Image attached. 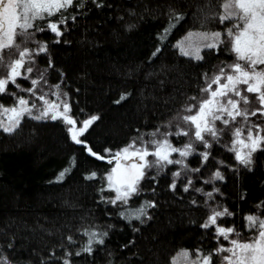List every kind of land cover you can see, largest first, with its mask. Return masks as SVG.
Returning <instances> with one entry per match:
<instances>
[{
  "label": "trees",
  "instance_id": "trees-1",
  "mask_svg": "<svg viewBox=\"0 0 264 264\" xmlns=\"http://www.w3.org/2000/svg\"><path fill=\"white\" fill-rule=\"evenodd\" d=\"M193 4V14L198 19L207 7H216L215 0H92L80 10L75 8L64 24L66 38L49 45L52 68L42 65L46 56L34 58V70L39 77L44 74L40 90L47 93V83L50 88L57 82L63 87L66 83L71 88L80 86L82 105L101 115L89 131L93 137L96 128L103 126L105 140L117 142L133 135L132 141L139 145L141 136L147 141L151 138L149 133L157 129L175 132L177 117L192 103L190 98L200 97L205 74L215 75L223 59L221 52L218 55L213 50L200 62L178 53L173 42L189 18L152 55L166 14L174 12L175 17V12L180 11L177 6ZM198 7L201 11H197ZM49 36L50 31H34L31 39L17 40L25 47L48 40ZM230 53L231 63L235 56ZM45 62L49 64L48 60ZM81 62H85L82 67ZM60 65L66 77L73 73L76 79L62 78L57 69ZM123 94L126 99L120 101ZM251 106L256 105L253 102ZM61 124L64 123L60 120L46 124L29 121L15 135L0 131V215H4L1 221H6L2 225L8 226L7 242L13 246L8 248V264H173L183 251L195 257L197 250L207 253L218 244L224 245L213 229L201 227L212 209L233 213L219 218L218 223L235 228L241 238L250 235L245 219L248 215L264 218V151L258 150L253 166L245 167L229 151L232 136L228 130L219 142L208 137L209 149L195 142L192 155L182 158L173 154V159L184 160L186 168L172 164L159 173L155 168L146 169L138 194L131 196L127 204H112L109 201L115 192H101L107 186H101L98 177L56 182L57 177L49 175L54 166L52 159L42 160L39 155V162L37 155L20 145L22 140L18 137L31 132L33 126L47 132L53 128L62 130ZM169 140L182 148L189 137L171 136ZM204 151L210 153L207 161L199 155ZM7 167H11V172ZM197 168L199 171H190ZM177 171L181 174L174 178L172 173ZM217 171L223 179L214 177ZM173 182L175 189L170 187ZM185 187L188 191H184ZM206 193H212V197ZM145 202L155 205L146 209V216L136 219L128 215ZM90 232L107 235L99 237L102 244L93 242L87 252L86 233ZM217 259L213 256L214 262Z\"/></svg>",
  "mask_w": 264,
  "mask_h": 264
},
{
  "label": "snow or ice",
  "instance_id": "snow-or-ice-1",
  "mask_svg": "<svg viewBox=\"0 0 264 264\" xmlns=\"http://www.w3.org/2000/svg\"><path fill=\"white\" fill-rule=\"evenodd\" d=\"M74 2L75 0H0V95L8 94L14 98L11 107L0 104V131L12 134L26 116L36 120H60L69 126L67 131L71 140L83 145L91 156L106 160L108 164H112L115 160V167L106 177L107 189L101 188V192L105 190L115 192V198L109 201L112 204H116L117 201L127 204L131 196L138 194V185L145 175V169L155 168L159 173L172 164L186 168L184 160L173 159V154H178L182 158L192 155L195 142L209 149L211 143L206 136L219 142L225 129L233 137L229 151L234 152L235 159L245 167L251 164L254 152L264 151V124L253 122L251 119L257 116L264 118V0H218L223 12L217 14V19L221 24H231V26H226L223 32L198 34V39L185 48V42L191 40L194 35L190 32L176 47L180 49L182 55L191 56L199 61L203 59L200 55L202 49L219 50L225 43L222 37L226 36L235 60L220 67L211 77L205 74V86L200 89V97L190 98L192 103L186 105L184 114L177 117L175 132H160L157 129L149 133L151 137L149 140L145 141L141 136L139 145L133 140L119 151L105 149L106 155L93 151L86 141L80 139L99 117L92 116L85 119L81 122L82 126L77 128L76 120L70 116L71 107L67 101L62 100L58 103L49 100L48 94L40 90L41 81L44 80L43 73L39 79H31L33 87L21 88L17 83L18 79H30V74L33 72L31 65L35 56L47 51V45L39 42L36 49L21 47L17 38L27 41L33 37L34 31L46 30L54 33L56 37L63 35L60 26L67 23L64 13L74 5ZM53 16L57 17L55 21L51 19ZM180 18L176 16L174 19L178 21ZM36 21L46 23L42 26ZM168 34L169 30H166L161 39H165ZM55 42L59 43V40ZM155 55L154 52L153 56ZM9 85L29 93L33 99L30 101L15 92H9ZM56 87L58 88L59 85ZM38 91H40L39 95H37ZM52 94L59 100L58 93ZM124 99H126L124 96L120 98V100ZM37 100L42 104L38 106ZM253 102L255 107L251 106ZM34 109L36 114H33ZM217 121L223 127L217 128ZM171 136L189 137V142L182 148L176 147L169 140ZM199 155L202 161H207L210 153L204 151ZM149 156L153 157L151 161L147 159ZM70 168L71 163L69 168L60 172L58 180H63ZM190 171H199V169H190ZM180 174L179 171L172 173L174 178L179 177ZM96 175L92 172L87 179H93ZM214 177L223 179L219 171L215 172ZM188 184H191L190 180ZM170 187L175 189V182ZM184 191H188V188L185 187ZM197 191L201 190L197 189ZM206 195L212 197V193ZM154 206L145 202L144 206L128 215L140 219L147 215L148 207ZM232 215L233 213L228 209L219 211L212 209L207 221L201 225L205 229H213L216 237L228 241L231 247L218 244L214 251L204 253L197 250L195 259L188 264H264V218L248 215L245 219L250 235L241 238L240 232L235 228H226L218 224L219 218ZM86 235L89 236V240L84 251L90 252L91 244L93 242L102 244L103 239L99 237L107 233L90 232ZM68 239L71 241L72 238ZM181 255L187 260L189 254L184 252ZM213 256L218 257L215 262ZM0 264H7L6 258L0 260ZM65 264L69 262L65 261Z\"/></svg>",
  "mask_w": 264,
  "mask_h": 264
},
{
  "label": "rangeland",
  "instance_id": "rangeland-1",
  "mask_svg": "<svg viewBox=\"0 0 264 264\" xmlns=\"http://www.w3.org/2000/svg\"><path fill=\"white\" fill-rule=\"evenodd\" d=\"M100 3H103V0H97ZM89 2H92V0H75L74 5L72 7H70L65 13L64 16L67 18L68 15H70V13H75V10H80L82 9L83 6L87 5ZM208 3V1H207ZM215 4L216 7L214 9V7L212 8L211 6L206 8V11H204V14H202L201 18L198 19L197 17L194 16L193 14V8L195 6V4L191 5V6H177V9L180 10L179 12H175V17L179 16L181 17L178 21L175 20L173 14L167 13L166 14V19L163 20V27L161 29L160 32H158L157 36L159 39V43L157 46V49H159V51L161 50V46L163 44H165L170 37H172L173 35V31L175 30V28L180 25L181 23H183V21H185V19L189 18V23H187L186 28L182 31V33H180L179 35H177L175 38L176 40H174L173 44L176 47V45L185 40V37L187 36L188 33H193V37L191 38V40L186 41L184 44L185 48H188V44L196 41L198 39V34L201 33H213V32H217V31H221L223 32L225 30V27H230L231 24H221L218 19H217V14L223 12L222 7L220 6V3L218 2V0H215ZM76 8V9H75ZM199 8V7H198ZM75 9V10H74ZM182 9H187V10H182ZM189 11V12H188ZM197 11H201V8L197 9ZM198 15V14H197ZM200 15V14H199ZM53 21H55L57 19L56 16H53L51 18ZM45 21H37V24H42L45 25ZM174 25V26H173ZM60 30L62 31L63 35L56 37L54 33L50 32V36L48 38V40H39V44H46L47 45V51L44 53H41L39 55H36L40 58L41 56H46L47 59H42V65L46 66L48 69L52 68L53 65V56L51 54V48H50V44L51 43H56L55 41L58 39L59 42H61L62 40H64L65 37V28L64 25L60 26ZM166 30H169V34L167 35V37L165 39H161V37L163 36V34L165 33ZM222 39L225 40V43L222 44L220 46L219 50H213V52L215 54L220 55V52L223 54V59H222V63L220 64L219 68L222 67L225 64H230V58H228V55L231 54L229 51V45L227 44V37L224 36L222 37ZM37 42L31 43L26 45L25 47H28L30 49H36L37 48ZM178 50V53L181 54L180 49L178 47H176ZM157 49L154 50V52L157 54ZM206 51V53H205ZM212 50L209 49H202L200 55L203 56V59H205V55L208 54L209 52H211ZM153 52V53H154ZM153 55V54H152ZM35 56V57H36ZM188 58H192L191 56H186ZM193 61L195 62H200L203 61L202 60H196L194 58H192ZM46 60H48V62H51V66H49V64H46ZM85 62H81V67L84 65ZM232 63V62H231ZM223 64V65H222ZM33 67V72L30 74V79L29 80H23V79H18L17 83L20 84L21 88H29V87H33L31 85V79H39V74L34 70V63L31 65ZM59 70V73L62 74V78H66L65 80H73L76 79V77L74 76L73 73H70L69 76H65V71L63 69V66L60 65L57 68ZM65 76V77H64ZM63 82V81H61ZM67 82V81H66ZM67 85H64L66 87H63L61 83L57 82V83H53L51 84V88L49 87L48 83L46 84V92L48 94L47 99L52 100V101H56V102H60L62 100H66L67 103L70 105L71 107V112H70V116L76 120V127L79 128L81 127V122L85 119H88L92 116H97L100 119V112L96 111V110H89L90 108L82 105L81 103V96H79L80 91H83V89L80 86L72 85V88L70 86V83H66ZM59 85V87L57 88L56 86ZM9 92H15L18 96H24L25 98L29 99L30 101L33 99V97L30 96L29 93L27 92H22L20 91V89L14 87L13 85H9ZM52 93H58L59 94V100H57V96L53 95ZM40 94V91L37 92V95ZM124 95V94H123ZM122 95V96H123ZM121 95L119 96V100L122 97ZM126 95H124L125 97ZM198 96V95H196ZM251 95H250V99H251ZM123 101V100H120ZM14 103V98L11 95L8 94H4V95H0V104H3L5 107H11ZM37 105L39 106L40 104H42L41 101H36ZM102 109L104 110L105 108L102 107ZM100 110V111H103ZM33 114H36L35 109L33 110ZM257 119H254V117H252V121L256 122V123H261L264 124V118H261L259 116H257ZM98 120H96L92 126L88 129V131L84 134V136H81L80 139L83 141L87 142V145L89 147L92 148L93 151L98 152L100 155H106V153L104 152L105 149H111L112 151H119L121 150L123 147L127 146L128 144H130L132 142V138L133 135L128 136V137H124L123 140L117 141L115 142L114 140H105V138L102 136V127H98L96 128L95 132H94V137L93 135H89V131L90 129H92L93 125L95 123H97ZM29 121H34L36 123H42V124H46V123H53V122H58V120L53 121L50 119H44V120H36V119H31L28 118L27 116L22 120V122L20 123L19 127L16 129L15 132H13L12 134H7V135H15L16 133H18L25 124H27ZM217 128H221L223 127L219 121H217ZM39 127V126H38ZM62 130L61 129H57V128H53V130H49L47 132L43 131V129H39V128H35V126L32 127L31 132H26L25 134L22 133L21 137H18V139H21L22 141L20 145H23L26 150H31L32 153H34L35 155H37V160L39 162H41L39 160V155H40V159L45 160L46 158H49L50 160L52 159V163H54V166L51 168V170L49 169V175L50 176H54V177H59V174L61 171H64L66 168H69L70 163H71V168L70 171H68L63 180H59L56 182H63L66 178L69 179H75V178H80L82 176H89L92 172H95L97 175L96 177H98L100 179V185L101 186H107V180L106 177L109 174L110 170L115 167V160L113 161L112 164H108L106 160H99L96 157L91 156L84 148L83 145H78L76 144L74 141L71 140L70 134L67 131V128L69 126H67L66 124H61ZM134 127V131H137L136 129V123L133 126ZM44 128V127H43ZM154 128V127H151ZM59 130V131H58ZM62 132H61V131ZM2 132V131H1ZM4 133V132H3ZM47 133V136H46ZM62 135V137H61ZM227 135V129L224 130L223 134L221 136L225 137ZM231 136V134H230ZM208 137L206 136V139ZM231 138V137H230ZM63 139V140H62ZM107 141V142H106ZM232 141H233V137H232ZM232 143V142H231ZM9 148V147H8ZM258 151V150H257ZM256 151V152H257ZM254 152L252 154V162L249 165V167L253 166V161H254V156L255 153ZM89 155L91 158H88ZM174 156V155H173ZM4 158H6V155H4ZM174 158V157H173ZM149 161V157L147 158ZM7 169L9 170V172H11V167H7ZM6 169V170H7ZM146 172V169H145ZM14 175V174H13ZM48 175V177H50ZM17 177V174L15 173V178ZM46 177V178H48ZM45 179V181L47 182V179ZM43 179V180H44ZM142 180V179H141ZM141 182V181H140ZM139 182V184H140ZM139 188V185H138ZM24 195H26L24 193ZM115 198V197H114ZM3 214L0 215V260H3L6 258L7 264L9 263L7 259V256L10 257L9 254V249H11V247H13L11 244H9L7 242V231H8V226L6 225H2L5 224L2 220L3 218ZM219 224V223H218ZM220 226L226 227L225 225H221ZM227 228V227H226ZM224 246L226 247H231L230 243L228 241H224ZM9 248V249H8ZM187 252V251H183L180 254H178V256L175 258L173 264H188L189 261H191L192 259H195V257L191 254L188 253V258L187 260H185V258L181 255L182 253Z\"/></svg>",
  "mask_w": 264,
  "mask_h": 264
}]
</instances>
